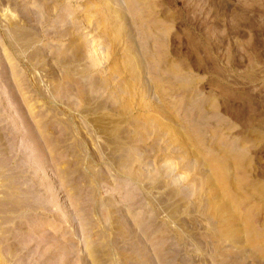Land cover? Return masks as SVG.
Here are the masks:
<instances>
[{
    "label": "rangeland",
    "instance_id": "obj_1",
    "mask_svg": "<svg viewBox=\"0 0 264 264\" xmlns=\"http://www.w3.org/2000/svg\"><path fill=\"white\" fill-rule=\"evenodd\" d=\"M0 264H264V0H0Z\"/></svg>",
    "mask_w": 264,
    "mask_h": 264
}]
</instances>
